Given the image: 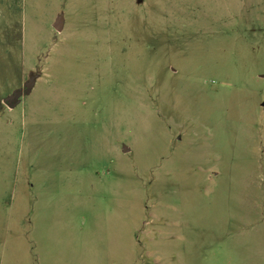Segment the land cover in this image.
Wrapping results in <instances>:
<instances>
[{
	"label": "rangeland",
	"instance_id": "1",
	"mask_svg": "<svg viewBox=\"0 0 264 264\" xmlns=\"http://www.w3.org/2000/svg\"><path fill=\"white\" fill-rule=\"evenodd\" d=\"M0 264H264V0H0Z\"/></svg>",
	"mask_w": 264,
	"mask_h": 264
},
{
	"label": "water",
	"instance_id": "2",
	"mask_svg": "<svg viewBox=\"0 0 264 264\" xmlns=\"http://www.w3.org/2000/svg\"><path fill=\"white\" fill-rule=\"evenodd\" d=\"M54 28L57 31H61L62 30V18H58L57 21L54 24ZM21 96V92H16L14 93L12 96H10L7 99V105L11 108L17 106L18 102H19V97Z\"/></svg>",
	"mask_w": 264,
	"mask_h": 264
}]
</instances>
